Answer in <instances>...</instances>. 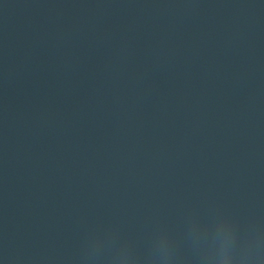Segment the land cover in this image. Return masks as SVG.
<instances>
[{
    "label": "water",
    "instance_id": "95a60500",
    "mask_svg": "<svg viewBox=\"0 0 264 264\" xmlns=\"http://www.w3.org/2000/svg\"><path fill=\"white\" fill-rule=\"evenodd\" d=\"M0 264H264V0H0Z\"/></svg>",
    "mask_w": 264,
    "mask_h": 264
}]
</instances>
